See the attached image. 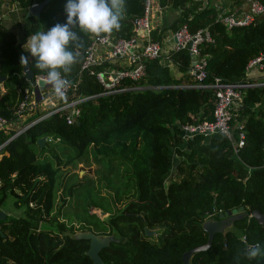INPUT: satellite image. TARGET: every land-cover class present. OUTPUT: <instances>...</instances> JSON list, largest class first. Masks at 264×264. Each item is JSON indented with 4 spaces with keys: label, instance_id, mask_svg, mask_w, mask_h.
I'll use <instances>...</instances> for the list:
<instances>
[{
    "label": "trees",
    "instance_id": "obj_1",
    "mask_svg": "<svg viewBox=\"0 0 264 264\" xmlns=\"http://www.w3.org/2000/svg\"><path fill=\"white\" fill-rule=\"evenodd\" d=\"M40 1L0 0V13L12 11L0 18V114L13 125L19 117L14 107L24 87L30 86L20 57H29L33 77L46 73L35 68L34 58L21 45L36 31L66 22V0H47L38 15H26L27 8ZM244 1L227 0L224 12L244 8ZM157 3L178 13L170 24L154 27L152 39L181 24L190 31L209 28L211 41L199 45L206 82L214 76L237 80L244 76L248 60L264 54V11L247 25L226 29L216 18L218 6L212 0ZM141 12L142 0H124L121 28L111 34L129 36L131 21ZM76 30L84 47L67 77H78L76 92L86 97L76 103L75 119L68 123L67 109L50 107L49 113H34L18 128H0V204L9 193L14 205H23L22 215L0 217V264H92L85 253L88 239L73 236L87 230L116 235L98 251L103 264H182L184 250L205 242L202 222L207 215L216 219L218 212L240 205L246 214L214 232L209 247L194 252L190 262L264 264V258H238L248 245L264 247V221L248 215L252 210L264 215V107L254 105L264 97V85L245 89L239 115L244 118L245 140L236 157L223 134H196L185 141L178 136V123L190 120V115L210 118L214 102L210 87L168 86L192 83L185 49L171 52L175 72L159 58L146 59L143 76L126 80L164 86L100 94L94 76L78 72L94 34ZM76 158H90L94 171L115 186L109 196L114 201L125 198L120 208L105 206L106 196L90 187L85 173L65 170L60 175L61 166ZM119 169L122 181L114 173ZM90 205L105 208L106 217L88 212ZM46 219L54 221L56 230L38 226ZM154 226H160L156 240L144 234V228Z\"/></svg>",
    "mask_w": 264,
    "mask_h": 264
},
{
    "label": "built area",
    "instance_id": "obj_2",
    "mask_svg": "<svg viewBox=\"0 0 264 264\" xmlns=\"http://www.w3.org/2000/svg\"><path fill=\"white\" fill-rule=\"evenodd\" d=\"M36 3H32L34 5ZM165 7H161L157 0H142V12L131 21L130 35L127 37L113 34L92 35L83 50L80 71L92 74L101 86L100 94H110L127 89L160 88V84H133L141 78L145 70V60L159 58L167 64L172 71H176V64L171 58V52L185 49L189 62L186 71L192 77V83L170 84L168 86H193L199 88L210 87L213 90L214 102L210 118L199 119L190 115V120L178 123V136L185 141L200 134L208 137L220 133L229 141L232 153L238 157L237 152L245 140L244 118H239L243 103L245 89L248 87L264 85V54H259L248 60L244 66V76L229 81L214 76L210 82L204 81L205 56L200 54L199 45L211 41V33L207 26L198 27L193 31L187 29L185 24L179 25L175 30L167 32L159 39L151 38V31L157 26L156 16ZM10 9H16L14 6ZM225 8H217L216 18L229 29L233 26H243L253 22L254 18L264 11V2L261 0H245L244 8L231 12H224ZM6 12L0 13V18ZM63 75V74H62ZM34 81L42 79L45 82L46 73L37 74ZM72 81V87L67 90V99L60 100L53 95L50 85V96H45L51 103L52 109H67L65 120L71 123L78 115L76 103L85 99L77 90L78 77H67ZM46 84V83H45ZM24 87L22 97L14 107L13 112L18 114L37 99H44L40 91L35 92L33 85ZM47 85V84H46ZM38 97V98H37ZM51 99V100H50ZM29 105V106H31ZM47 111L46 113H49ZM13 124L0 114V128H7ZM251 212L248 213V215ZM212 213L207 215L211 217ZM242 241L245 237L240 236Z\"/></svg>",
    "mask_w": 264,
    "mask_h": 264
},
{
    "label": "clouds",
    "instance_id": "obj_3",
    "mask_svg": "<svg viewBox=\"0 0 264 264\" xmlns=\"http://www.w3.org/2000/svg\"><path fill=\"white\" fill-rule=\"evenodd\" d=\"M123 9L124 0H66L65 23H56L28 37L24 48L34 58L35 68L46 72L45 83L51 86L54 97L66 100L67 90L72 87L67 74L79 62L84 47L76 29L97 37L111 34L121 28ZM20 61L27 65L29 57L22 55ZM241 254L249 260L264 258V247L258 243L248 245L238 258Z\"/></svg>",
    "mask_w": 264,
    "mask_h": 264
},
{
    "label": "rangeland",
    "instance_id": "obj_4",
    "mask_svg": "<svg viewBox=\"0 0 264 264\" xmlns=\"http://www.w3.org/2000/svg\"><path fill=\"white\" fill-rule=\"evenodd\" d=\"M213 3H215L218 7H220L219 4V0H212ZM12 11L6 12L8 14V17L10 16V13ZM160 14V16H156L157 21H158V26H163V25H168L170 24V22L176 17L175 16V12L172 11L171 7L167 6V9L165 8V10H162L158 13V15ZM175 16V17H174ZM11 20V18H10ZM10 20L8 21V23H10ZM168 31V30H167ZM26 43V42H25ZM24 43V44H25ZM24 44L23 46L21 45V48L24 52H27L26 49L24 48ZM48 96H50V93L47 94ZM51 100V99H50ZM42 102H38V103H34V104H29L31 105V107L28 105L21 114H23V116L17 120V122L14 123L13 127L14 128H18L19 125L23 122L26 121V119L31 116L34 113H38V112H46L50 107H51V103L48 102V99L45 98V100H41ZM255 107H264V97L262 98V100L257 103L254 104ZM21 126V125H20ZM65 170H72L74 172H78V175H83V173L86 174V176L90 177L91 179V183H90V187L93 188L94 191L105 195L107 198V205L105 206H111V210L115 211L118 208H120L125 200V198H122L121 201H114L113 199L110 198L109 195L112 194L113 189H114V185H112L110 182H107L105 177L101 176L100 172H96L94 171V165L92 164V161L90 160V158L88 159V162L84 161L82 158H76L74 160L73 163L67 164L65 166H61L60 169V175H62L63 171ZM117 173L118 177L121 178V181L124 180V173L120 174V169L118 172H114ZM116 175V174H115ZM116 184V183H115ZM58 189H60V186H58ZM57 195V194H56ZM60 203V199L57 198L56 199V204L58 205ZM105 208H103L102 206H94V205H90L88 207V212L90 213H94L96 214L99 218H105L108 211L103 210ZM0 210H2L5 215L7 216H16V215H22L23 213V205L20 206H16L13 204V195L7 193L6 197L4 198V200L2 201V203L0 204ZM59 219L64 218V216L62 217H58ZM38 226L40 227H50L52 230H56V226L54 221L49 222L47 219L46 220H42L41 222L38 223ZM232 226V222L229 224H226L223 227V230L231 227ZM160 229V226H154L151 230L152 233L150 234V239L152 240H156L157 239V233L158 230ZM234 230L236 232H238L237 229L234 228ZM64 233L68 232L66 230L63 231ZM108 236V235H106ZM112 237H115L116 235L111 234Z\"/></svg>",
    "mask_w": 264,
    "mask_h": 264
},
{
    "label": "water",
    "instance_id": "obj_5",
    "mask_svg": "<svg viewBox=\"0 0 264 264\" xmlns=\"http://www.w3.org/2000/svg\"><path fill=\"white\" fill-rule=\"evenodd\" d=\"M47 0H42L40 2H37L34 5H30L26 10V15H38V12L40 8L44 5V3ZM22 69L24 71V76L29 84L33 85L35 88V92L38 93L39 86H42L45 84V82L42 79H37L34 81V78L32 76L31 70L27 67V65L22 63ZM10 136L9 138H11ZM44 141V137H40L37 139V142L41 143ZM246 214V212L243 210V206H237L233 207L229 210L218 212V218H206L202 222V229L206 232V240L205 242L201 244H197L195 246H192L186 250H184L181 253V260L182 264H191L190 258L192 254L198 250L206 249L209 247L213 233L214 232H222L223 227L226 224L231 223L235 218L240 217L242 215ZM258 222L264 221V215L261 214L257 210H252L250 213ZM5 216V213L0 210V217L3 218ZM152 233L151 229L144 228V234L150 235ZM113 234V233H111ZM111 234H102V235H96L92 233L91 231H76L73 233V236L75 237H83L88 239V247L85 250V253L90 257L92 264H103L101 257L98 254V251L101 247L108 244L109 240H111L113 237ZM108 235V236H106Z\"/></svg>",
    "mask_w": 264,
    "mask_h": 264
},
{
    "label": "crops",
    "instance_id": "obj_6",
    "mask_svg": "<svg viewBox=\"0 0 264 264\" xmlns=\"http://www.w3.org/2000/svg\"><path fill=\"white\" fill-rule=\"evenodd\" d=\"M220 2H219V6L220 7H222V8H225V7H227L228 6V2H227V0H219ZM215 4V3H214ZM166 9H167V7H166ZM163 10H165V8L163 9ZM172 11H174L175 12V16L177 15V13H178V10H176V9H172ZM174 16V17H175ZM155 23H157L158 24V21L156 20V22ZM31 36V35H30ZM29 37V36H28ZM28 37H27V39H28ZM27 39H26V41H27ZM25 41V42H26ZM24 42V43H25ZM23 43V44H24ZM23 44H22V46H23ZM40 87H43L42 88V90H40ZM39 91H41L40 93H41V95L42 96H44V100H45V96H48L47 94H49L50 93V86H48V85H46V84H43L42 86H39ZM38 98V97H37ZM38 102H42V101H40L39 99H37L36 101H35V104L36 103H38ZM31 107V106H30ZM23 116V114H20V116L18 117V120L21 118ZM229 228V227H228Z\"/></svg>",
    "mask_w": 264,
    "mask_h": 264
}]
</instances>
